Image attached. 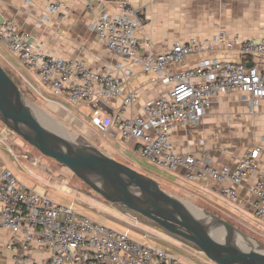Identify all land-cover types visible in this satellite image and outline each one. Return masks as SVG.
<instances>
[{
	"label": "built area",
	"instance_id": "built-area-1",
	"mask_svg": "<svg viewBox=\"0 0 264 264\" xmlns=\"http://www.w3.org/2000/svg\"><path fill=\"white\" fill-rule=\"evenodd\" d=\"M86 8L93 12L90 4ZM47 9L57 14L62 3L51 0ZM138 28L136 12L126 6H120L117 14L103 10L89 23V29L113 55L140 65L153 81L170 85L171 90L166 97L147 102L144 117L135 118L123 117L135 101V94L128 93L114 115L93 118V126L101 132L115 128L123 140L137 141L141 158L168 172L184 170L190 181H229L231 186L221 190L229 202L237 197L234 187L256 173L250 207L254 217L264 224V159L259 161L260 148L245 152L231 169L211 166L207 155L198 159L177 154L171 146L172 126L199 124L220 92L238 90L252 108L264 106V70L256 65L264 63V35L251 39L227 36L218 30L208 39L191 38L162 52L139 56ZM29 38L13 22L0 23V42L55 95L71 104L90 102L95 95L102 100L123 96L121 86L109 72L91 70L82 60L47 56ZM215 53L236 54L239 59L209 57ZM193 55L203 56L194 67L171 69ZM1 166L0 159V228L12 237L6 248L15 254L14 264H185L151 244L137 243L128 231L96 223L73 206L53 204L44 197L41 187H25ZM18 234L22 235L20 241L13 237ZM34 246L48 253V258L34 260L30 256ZM195 260L196 264L209 262L197 256Z\"/></svg>",
	"mask_w": 264,
	"mask_h": 264
},
{
	"label": "crops",
	"instance_id": "crops-1",
	"mask_svg": "<svg viewBox=\"0 0 264 264\" xmlns=\"http://www.w3.org/2000/svg\"><path fill=\"white\" fill-rule=\"evenodd\" d=\"M50 1L0 0V23L13 22L20 30L28 33L29 42L39 47L47 56L63 60H82L91 70L109 72L121 86L123 96L102 100L95 95L90 102L71 104L65 97L55 95L1 42L0 64L28 84L45 101L50 113L55 114L67 128L75 130L110 157L111 153L114 154L119 159L112 157L114 160L135 170L140 168L137 165L139 159L159 167L141 158L137 141L123 140L115 128L101 132L93 126L92 119L114 115L128 93L135 94V101L124 112L123 117H144L145 104L166 97L171 86L158 80L153 81V76L145 73L140 65L113 55L97 34L89 29L92 17L103 10L117 14L120 6L134 10L139 22L136 34L140 43L139 56L148 52H162L174 43H185L191 38L208 39L218 30H223L227 36L238 35L251 39L264 35V0H58L62 3V9L57 14L48 11ZM87 4L92 6L93 12L87 10ZM202 57L190 56L181 66L171 69L176 71L194 67ZM209 57L219 60L239 59L236 54L215 53L209 54ZM256 65L264 70L263 62H257ZM24 73L52 97L54 95L62 98L70 105L42 95ZM1 135V167L15 174L14 164L9 158L10 154L15 156L11 144L18 141L7 129ZM171 146L177 154L193 155L198 159L207 155L211 166L231 169L237 166L245 152L258 147L261 149L259 161L262 162L264 106L252 108L248 102L243 101L238 90L220 92L212 100L210 109L199 124L172 126ZM260 170H263L261 165ZM162 171L167 175V178L162 179L169 187L186 195L199 196L231 214L248 215L257 220L250 207V202L254 199L252 190L257 179L256 173L250 174L240 186L234 187L237 197L229 202L221 195L222 188L231 186L229 181L221 182L210 178L190 181L184 170ZM155 172L162 174L156 170ZM64 188L70 192V189ZM13 237L19 241L22 239L21 234ZM11 239L9 232L0 228V264H14L15 254L6 248ZM30 256L41 262L48 258V253L34 246ZM205 260L207 261L206 258Z\"/></svg>",
	"mask_w": 264,
	"mask_h": 264
},
{
	"label": "water",
	"instance_id": "water-1",
	"mask_svg": "<svg viewBox=\"0 0 264 264\" xmlns=\"http://www.w3.org/2000/svg\"><path fill=\"white\" fill-rule=\"evenodd\" d=\"M36 110L0 66V122L42 156L67 168L112 207L214 264H264V249L250 252L238 245L240 238H249L237 228L163 191L155 179L114 160L93 144L48 130ZM190 207L209 216L216 230Z\"/></svg>",
	"mask_w": 264,
	"mask_h": 264
},
{
	"label": "rangeland",
	"instance_id": "rangeland-1",
	"mask_svg": "<svg viewBox=\"0 0 264 264\" xmlns=\"http://www.w3.org/2000/svg\"><path fill=\"white\" fill-rule=\"evenodd\" d=\"M24 76L31 82L35 89L42 95H45V97L54 98L58 102L68 105L64 99L58 98L54 95L52 97L47 90L42 89L25 73ZM15 79L17 80L19 84L18 86L22 90L25 97L45 115L51 118L58 126H60L69 137L78 138L89 143L86 139L76 133L75 130L67 128L64 123L55 117V114L53 115L50 113L45 101L39 97V95H37L28 84L16 76ZM6 129L7 128L0 122V136H2V131ZM14 137L18 142L11 144V150H13L15 156L10 154L11 158H9V161L14 164L13 168L15 174L13 175L25 187L28 188L30 186V188H34L39 186L44 192V197L53 204L67 207L73 206L75 210L86 215L96 223L117 229L119 231H128L130 238L137 243L151 244L173 257L178 258L185 264H196V256L204 258L202 254L169 239L159 231L137 222L119 211L117 208L112 207L108 202H105L101 197L88 188L82 181L76 178L67 168L62 167L53 160L42 156L38 151L25 143L17 135L14 134ZM2 155L6 156L4 153H2ZM111 157L119 160L116 156H114V154L112 155V153ZM138 161L137 165L140 168H136L137 171L153 179H157L160 182L158 183L163 191L188 202L197 209L206 211L231 224L248 237L250 241L258 245L261 249H264V226L253 217L243 214H231L218 205L208 203L205 199L199 196L186 195L181 191L175 190L169 187L162 179L167 178V175L164 173L165 171L151 166L143 160L139 159ZM155 170L162 174L158 175ZM64 187L70 189V192H65ZM146 235L148 238H144ZM209 264L214 263L209 261Z\"/></svg>",
	"mask_w": 264,
	"mask_h": 264
},
{
	"label": "bare ground",
	"instance_id": "bare-ground-1",
	"mask_svg": "<svg viewBox=\"0 0 264 264\" xmlns=\"http://www.w3.org/2000/svg\"><path fill=\"white\" fill-rule=\"evenodd\" d=\"M39 110H36V114H37V117H38L39 121L41 122V124L44 127H46L48 130H50V131H52L54 133H57L59 135L68 136V134H66L60 126H58L51 118H49L41 110L40 111ZM190 208H191L192 211L195 212L197 217L201 218L211 228L216 230L215 222H213V220L209 216H207L204 212H202L200 210H197L194 207H190ZM238 245L240 247H242L246 251L263 252L262 251L263 249H261L258 245H256L255 243H253L252 241L247 240V239L240 238V240L238 241Z\"/></svg>",
	"mask_w": 264,
	"mask_h": 264
},
{
	"label": "trees",
	"instance_id": "trees-1",
	"mask_svg": "<svg viewBox=\"0 0 264 264\" xmlns=\"http://www.w3.org/2000/svg\"><path fill=\"white\" fill-rule=\"evenodd\" d=\"M0 66L7 73V75L15 82V84L19 85L18 82H17V80L15 79L14 74H12L8 69L4 68L1 64H0Z\"/></svg>",
	"mask_w": 264,
	"mask_h": 264
}]
</instances>
